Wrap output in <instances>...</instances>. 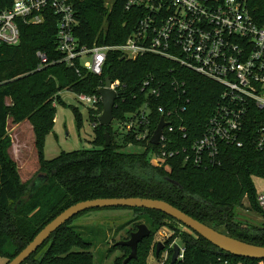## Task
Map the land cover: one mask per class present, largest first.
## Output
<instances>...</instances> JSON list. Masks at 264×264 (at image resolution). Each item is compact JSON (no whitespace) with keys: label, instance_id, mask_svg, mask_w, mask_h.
Listing matches in <instances>:
<instances>
[{"label":"trees","instance_id":"trees-1","mask_svg":"<svg viewBox=\"0 0 264 264\" xmlns=\"http://www.w3.org/2000/svg\"><path fill=\"white\" fill-rule=\"evenodd\" d=\"M248 6L253 15L264 18V0H249ZM77 14L76 35L81 44L88 46L96 39L109 44L124 42L136 20L134 13L125 11L120 1L108 13L104 0H77ZM44 17L38 25L21 24L17 45H0V257L8 263L47 223L72 204L120 197L163 200L224 234L264 247V224L258 226L235 215L246 198L264 216L257 204L254 182V178L264 179V148L257 145V126L263 120L261 111H251L241 147L221 144L219 164L193 167L183 164L180 158L154 164L152 154L159 149L150 143L149 136L160 117L156 108L163 106L168 110L177 106L179 110L186 105L185 112H178L188 133L186 138L179 136L177 143L188 145L201 136L219 100L220 85L191 71L172 69L169 61L152 55L128 60L113 52L102 75L82 69L77 72L60 62L63 55L56 47V16L47 10ZM101 28L105 36L104 33L98 36ZM38 51L47 57L44 65L36 56ZM106 77L119 82L122 94L113 110L117 128L144 103L139 90L143 82L153 77V83H159L161 96L150 98L148 137L138 140L134 133H120L111 124L100 125L98 118L103 108L99 103L97 111L89 110L94 133L92 148L63 151L54 159H45L44 138L53 129L56 108L53 102H62L60 92L72 89L75 94L97 93ZM175 79L184 83L186 94L182 97L171 85ZM9 117L15 122L27 118L34 131L40 170L25 187L20 186L15 163L7 152L11 146L6 129ZM105 130L109 133V145L105 144ZM128 147H139L141 151L128 152L125 150ZM38 174L43 177L37 179ZM32 181L36 186L31 191ZM131 209L145 218L150 235L138 244L137 258L127 264H147L152 238L160 228L173 232L170 238L178 236L182 241L184 258L175 264H264V259L232 255L196 233L181 231L183 225L160 211ZM73 218L53 232L24 263L94 264L92 243L70 227ZM135 230L136 227L131 231ZM115 247L123 256L117 257L113 264H123L130 249ZM169 252L173 253L172 249ZM158 256L155 252V257ZM168 260L167 264L171 257Z\"/></svg>","mask_w":264,"mask_h":264},{"label":"built area","instance_id":"built-area-1","mask_svg":"<svg viewBox=\"0 0 264 264\" xmlns=\"http://www.w3.org/2000/svg\"><path fill=\"white\" fill-rule=\"evenodd\" d=\"M119 1L136 19L124 42L109 44L96 39L88 46L81 44L76 35L77 0H0V45H17L21 24H41L44 12L51 10L57 19L56 47L63 55L60 62L77 72L82 69L102 75L113 52L128 60L152 55L169 61L174 66L172 69L188 70L219 84V100L201 136L188 145L177 143L179 136L186 138L188 133L185 120L179 114L185 112L186 105L179 110L177 106L168 110L163 106L156 108L160 114L158 123L161 117L165 122L159 143L155 145L159 150L152 154L151 161L156 164L174 158L193 167L219 164L221 144L243 145L242 135L253 109L263 114L257 126V145L263 149L264 18L251 13L249 0H104L107 12ZM104 31L99 29L98 36ZM36 56L41 65L47 62L45 53L38 51ZM171 85L181 92V97L186 94L183 82L175 79ZM159 87L158 82L153 83V77L143 82L139 90L144 95V103L120 124L123 133H134L138 140L148 137L150 98L161 96ZM110 88L116 92V100L122 96L118 81H111ZM76 97L93 110L102 103L98 92L76 93ZM172 134L177 137H169ZM257 204L264 214V187L257 193ZM179 247L177 260H182L185 249L182 245Z\"/></svg>","mask_w":264,"mask_h":264},{"label":"rangeland","instance_id":"rangeland-1","mask_svg":"<svg viewBox=\"0 0 264 264\" xmlns=\"http://www.w3.org/2000/svg\"><path fill=\"white\" fill-rule=\"evenodd\" d=\"M72 89H64L60 92L62 102H53L55 119L52 131L44 138L43 156L45 159H54L63 151H73L92 148L94 138L93 122L89 115L90 108L81 104ZM93 110V109H92ZM94 112L97 109L93 110ZM111 126L121 133L115 121ZM11 146L7 152L14 161L20 186L25 187L29 181L39 172L40 163L37 150L34 145V131L31 122L26 118L21 122H15L11 117L6 125ZM128 152L141 151L139 147H128ZM156 164L155 162H153ZM257 193L264 187V179L254 178ZM235 215L244 217L258 225L264 224V216L259 214L256 205L246 198L243 206ZM146 220L140 213L128 207H106L86 210L70 222V227L77 231L81 237L92 243L94 264H113L117 257H122L123 252L116 248V242L127 240L131 230ZM149 226V225H148ZM175 226H177L175 224ZM180 228V226H177ZM181 231L194 234L191 230L181 226ZM166 228H160L154 233L151 248L148 251L147 264H167L170 258V249L173 251L175 244L183 245L178 236L170 238L171 234ZM169 239V242H166ZM161 242L164 249L158 257H155L157 243ZM6 259L0 257V264H5ZM28 264V263H24Z\"/></svg>","mask_w":264,"mask_h":264},{"label":"water","instance_id":"water-1","mask_svg":"<svg viewBox=\"0 0 264 264\" xmlns=\"http://www.w3.org/2000/svg\"><path fill=\"white\" fill-rule=\"evenodd\" d=\"M104 87L98 89V93L102 99V113L100 114L98 121L100 125H110L114 119L113 110L115 108L116 92L110 88L111 80L106 77ZM165 126L163 117H161L157 127L150 138V143L157 145L159 139L162 136V129ZM105 144L109 145L110 137L107 130L104 132ZM43 177L38 174L37 179ZM32 181L30 184V190L32 191L36 184ZM30 191V192H31ZM106 207H130V208H145L160 211L170 217L176 222L183 225L185 228L191 230L193 233L200 235L207 241L212 243L220 250L230 253L232 255L253 258L264 259V247L247 243L224 234L209 225L202 223L173 205L158 199L141 198V197H120V198H94L79 201L75 204L64 209L49 223H47L35 237L8 263L6 264H23L59 227L65 224L74 216L78 215L89 209H98ZM252 224L258 225L255 222L250 221ZM260 226V225H258ZM150 235V229L145 223H140L136 226V230L130 233L127 240L118 241L116 245L128 247L130 253L123 260V264H127L130 260L137 258L138 244L146 237ZM164 249V245L159 242L156 246V256ZM180 247L178 244L173 246V253L169 264H175L178 259Z\"/></svg>","mask_w":264,"mask_h":264},{"label":"flooded vegetation","instance_id":"flooded-vegetation-1","mask_svg":"<svg viewBox=\"0 0 264 264\" xmlns=\"http://www.w3.org/2000/svg\"><path fill=\"white\" fill-rule=\"evenodd\" d=\"M173 252V251H172Z\"/></svg>","mask_w":264,"mask_h":264}]
</instances>
